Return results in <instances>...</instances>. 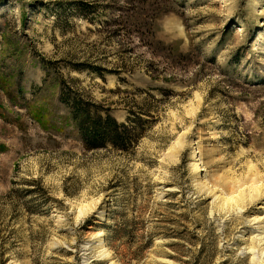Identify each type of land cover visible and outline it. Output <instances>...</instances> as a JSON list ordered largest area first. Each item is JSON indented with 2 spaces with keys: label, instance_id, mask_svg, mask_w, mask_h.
I'll list each match as a JSON object with an SVG mask.
<instances>
[{
  "label": "rangeland",
  "instance_id": "1",
  "mask_svg": "<svg viewBox=\"0 0 264 264\" xmlns=\"http://www.w3.org/2000/svg\"><path fill=\"white\" fill-rule=\"evenodd\" d=\"M0 264H264V0H0Z\"/></svg>",
  "mask_w": 264,
  "mask_h": 264
},
{
  "label": "trees",
  "instance_id": "2",
  "mask_svg": "<svg viewBox=\"0 0 264 264\" xmlns=\"http://www.w3.org/2000/svg\"><path fill=\"white\" fill-rule=\"evenodd\" d=\"M61 101L71 113V118L79 129L87 149H100L112 145L126 150L136 142L137 134L133 117L127 123H120L108 112L78 97L68 84L61 86ZM140 119V118H139Z\"/></svg>",
  "mask_w": 264,
  "mask_h": 264
},
{
  "label": "bare ground",
  "instance_id": "3",
  "mask_svg": "<svg viewBox=\"0 0 264 264\" xmlns=\"http://www.w3.org/2000/svg\"><path fill=\"white\" fill-rule=\"evenodd\" d=\"M194 145H192V147H193ZM103 236V232H99V233H97V235H96V237H102Z\"/></svg>",
  "mask_w": 264,
  "mask_h": 264
}]
</instances>
